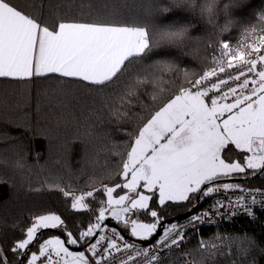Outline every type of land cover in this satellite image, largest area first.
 <instances>
[{
	"label": "trees",
	"instance_id": "1",
	"mask_svg": "<svg viewBox=\"0 0 264 264\" xmlns=\"http://www.w3.org/2000/svg\"><path fill=\"white\" fill-rule=\"evenodd\" d=\"M11 2L50 28L60 20L91 21L98 14L110 22L142 26L149 32L169 23L195 25L175 48L158 46L145 56L130 58L106 87H87V82L56 74L24 80L0 78V248L6 264H27L28 257L14 254L11 248L26 238L34 217L55 213L73 234L85 230L99 213L101 200L106 206L104 188L125 183L127 152L155 111L190 80L216 65L220 40L240 48L249 34L258 37L264 33V22L259 21L264 0H247L234 9L231 15L238 20L224 33L218 30L219 24L214 27L175 8V0ZM165 8L171 10L165 14ZM217 16L219 22L224 20V13ZM222 157L242 160L243 154L229 146ZM251 174L253 170H248L247 175ZM233 184L264 189V175ZM64 191L69 193L67 198ZM123 191L116 189L113 194ZM88 192L94 196L87 197ZM81 195L90 209L75 212L72 198ZM195 200L160 206L153 197L150 207L158 211L161 221L169 222L187 213ZM140 220L154 221L143 212ZM53 236L67 239L63 229L41 230L39 240L29 246V256L38 254L39 243ZM201 243L207 247L201 248ZM181 255L188 257V263ZM161 264H264V223L238 218L203 227Z\"/></svg>",
	"mask_w": 264,
	"mask_h": 264
},
{
	"label": "snow or ice",
	"instance_id": "2",
	"mask_svg": "<svg viewBox=\"0 0 264 264\" xmlns=\"http://www.w3.org/2000/svg\"><path fill=\"white\" fill-rule=\"evenodd\" d=\"M259 21L264 22V12ZM157 36L158 30L149 32L142 26L110 22L99 14L91 21L60 20L50 28L19 10L11 0H0V77L24 80L59 74L87 82V87H106L118 77L126 61L145 56L158 47L163 36L160 39ZM257 40L259 46L248 43L240 48L220 40L218 66L205 71L194 82L189 81L190 87L181 88L139 129L123 162L126 182L104 188L107 203L105 206L104 200L100 201L95 223L90 222L77 237L67 230L60 215H39L27 227L26 238L16 241L11 251L28 257L27 264H37L41 258H44L42 264H101L102 261L111 264L109 258L115 259L113 254L122 251L117 240L123 242L124 251L135 249L136 245L129 243L115 228L111 229L115 239L100 234L109 221L107 214L110 213V219L123 223L125 229L130 226V236L148 241L158 234L162 219L158 211L150 207L157 191L160 206L167 201H190L193 194H198L200 199L208 198L223 189L225 192L240 190L252 196L247 202L245 195L232 202L236 209L232 215L242 208L245 214L252 216L254 209L249 204L264 208V200H258L253 194L260 189L216 183L223 177L247 175L248 170H253L254 175H264V54H261L264 53V34ZM230 69H234L235 74L227 71ZM219 74H225V78H219ZM213 77L217 82L209 86L206 82ZM229 146L240 150L243 159L223 158L222 152ZM129 175L131 179H127ZM141 186L152 195L138 191ZM120 188L126 189L128 194L114 198L113 193ZM63 194L66 198L69 196L67 191ZM86 195L93 197L94 193ZM216 205L224 207L219 200ZM71 209L87 211L90 205L84 195L76 196L72 198ZM142 212L154 222H142ZM207 216L208 212L192 215L190 223H203ZM178 227L182 226L163 225V235L155 240L153 247L179 246L184 239L182 233L170 239ZM48 229H63L67 239L58 236L45 239L39 243L38 254L32 252L29 256V246L39 240L41 230ZM68 245H81L85 250L73 252ZM200 247L207 245L201 243ZM149 254L148 247L136 251V256ZM0 258H5L0 259V264H6L2 248ZM128 259L133 257L129 254ZM151 260H157L155 253L151 254ZM120 264L127 261L121 260Z\"/></svg>",
	"mask_w": 264,
	"mask_h": 264
},
{
	"label": "built area",
	"instance_id": "3",
	"mask_svg": "<svg viewBox=\"0 0 264 264\" xmlns=\"http://www.w3.org/2000/svg\"><path fill=\"white\" fill-rule=\"evenodd\" d=\"M256 41H257V39H256ZM256 44H257V46H259L258 43H256ZM261 54H264V53H261ZM220 55H221V53H220ZM219 58H220V56H219ZM217 66L218 65L216 63V65L213 68H215ZM227 71L235 74L234 69H230ZM203 73L200 75H203ZM199 76L196 77L195 79L199 78ZM219 78H225V74H219ZM195 79H192L190 81L194 82ZM214 82H217L216 77L211 78L210 81L206 82V83H208L210 86V83H214ZM188 87H190L189 82L187 83L185 88H188ZM228 102H231V101H228ZM242 187L246 188V189H256V188H250V187H246V186H242ZM260 192H264V189H260ZM260 192H255L253 194L256 195V198L258 200H264V195H261ZM241 195L246 196V202L250 201L252 198L251 195H248L247 193L241 192L240 190L225 192L223 189H221L220 192L213 193L211 197L200 199V206L193 213H191L190 215H187V216H185V217H183L177 221L172 222V223L177 224L178 226H182V227H178L176 232H174L172 234V236L170 237V239L175 238L177 235L182 233L184 235V239L180 242L179 246H171L168 248H161V249H157V248L153 247V245L155 244V240L159 239L160 235H163L164 229L161 230L159 236L151 243L132 242V241H129L126 239L129 243L136 245L135 249H129L127 251L123 250V242L120 240H117V243L121 245L122 251L120 253H114L113 254L115 259H113L111 257L109 258L111 264H120L121 260L127 261V264H161L168 256H170L171 254H173L176 251L181 250L187 244V242L190 240V238L203 227H214V226L220 225L222 223H232L238 218H244V219H247L253 223H259V222L264 223V208L260 207V205H250V204L248 205L249 207H252L254 209V214L252 216H248L247 214H245L242 208L236 212V215H232V212L236 211L232 202H234ZM218 200L224 205V207L221 208V207H219V205H216V202ZM213 205H216V208H214ZM217 209H219V215L217 214ZM204 212H208L209 216L204 218L203 223H200V222L190 223V217L192 215H199V214H202ZM98 214L96 215V217L98 216ZM96 217L93 219L92 223L96 222ZM172 223H170V224H172ZM170 224H168V225H170ZM117 232H119V231H117ZM100 234L104 235L106 237H112V232H111L110 228L104 229L103 231L100 232ZM75 236L78 237L79 234L75 235ZM112 238L115 239V237H112ZM170 239H169V243H170ZM82 243L83 242H81V244ZM105 246H106V244H105ZM72 247H74L80 251L85 250L83 247H81V245H73ZM145 247L149 248L150 254L148 256H144V255L136 256V251L142 250ZM152 253L156 254V256H157L156 261L151 260V254ZM129 254L133 257V259H131V260L128 259ZM89 255H91V254L89 253ZM181 260L185 263H188V261H189L188 257L186 255H181ZM101 264H105V262L102 261Z\"/></svg>",
	"mask_w": 264,
	"mask_h": 264
},
{
	"label": "clouds",
	"instance_id": "4",
	"mask_svg": "<svg viewBox=\"0 0 264 264\" xmlns=\"http://www.w3.org/2000/svg\"><path fill=\"white\" fill-rule=\"evenodd\" d=\"M246 2L247 0H241V2H237V0H175V8L182 9L192 15L195 14L198 19H202L204 23L214 27L219 24L218 30L224 33L226 32L225 28L229 30V21L238 20L231 15V12ZM170 10L165 11V14ZM217 13H224V20L222 22L218 21ZM193 27L195 25L190 23L157 25V38L160 39L163 36L159 46L175 48L177 44L182 43L188 38L189 32ZM255 43L259 44V41L257 40Z\"/></svg>",
	"mask_w": 264,
	"mask_h": 264
},
{
	"label": "water",
	"instance_id": "5",
	"mask_svg": "<svg viewBox=\"0 0 264 264\" xmlns=\"http://www.w3.org/2000/svg\"><path fill=\"white\" fill-rule=\"evenodd\" d=\"M259 174H251V175H247V176H239V177H223L221 178V180L217 181L216 183H243V182H249L253 179H256L258 178ZM200 206V198H198V194H196V200H195V203L193 205V207L185 214L183 215H180L174 219H172L171 221L169 222H163L161 221V224L159 225L158 229H157V233L158 234H154V236L152 238H149L148 241H141V240H136V242H140V243H151L153 242L160 234L161 232V227L163 225H168L174 221H177L187 215H190L191 213H193L195 210H197ZM109 216V221L107 223V226L104 228V229H107V228H115L117 231H119L120 233L123 234V236L125 237V239L129 240V238L124 234V232L121 230V227H120V222H117L115 220H112L110 219V213L107 214ZM104 229H102L101 231H103Z\"/></svg>",
	"mask_w": 264,
	"mask_h": 264
},
{
	"label": "rangeland",
	"instance_id": "6",
	"mask_svg": "<svg viewBox=\"0 0 264 264\" xmlns=\"http://www.w3.org/2000/svg\"><path fill=\"white\" fill-rule=\"evenodd\" d=\"M255 39H257V37H256V35H254V34H249L247 37H246V39L242 42V45H246V44H248V43H255ZM210 103V102H209ZM250 155V154H249ZM238 176H240V174H235V175H233V176H231V177H238ZM127 179H131V176L129 175L128 177H127ZM126 182V181H125ZM142 183L143 182H141V185H142ZM138 191H140V192H142V193H144V194H146V195H152V193H150V192H147L145 189H143V187L141 186V187H139L138 188ZM125 194H128L127 193V190L125 189V191H123V192H121V193H119V194H116V195H114V198H118L119 197V195H125ZM134 195V194H133ZM196 194H193L192 195V198H191V200L190 201H193L194 199H195V196ZM155 197V200L158 202V191L156 192V195L154 196ZM106 202H107V196H106ZM174 203V202H171V201H167L166 203ZM185 202H187V201H185ZM175 203H178V202H175ZM182 203H184V202H182ZM159 204V203H158ZM154 222V221H153ZM120 227H121V230L127 235V236H129V237H131V238H134V239H136V240H139L138 238H136V237H132V236H130V226H129V228L128 229H125V227H124V224L123 223H120ZM51 238V237H50ZM49 239V238H48ZM73 246V245H72ZM71 245H68V248H69V250L70 251H73V252H77V251H80V250H78V249H76V248H74V247H72ZM44 259V258H43ZM37 264H42V262L41 263H38V261H37Z\"/></svg>",
	"mask_w": 264,
	"mask_h": 264
},
{
	"label": "crops",
	"instance_id": "7",
	"mask_svg": "<svg viewBox=\"0 0 264 264\" xmlns=\"http://www.w3.org/2000/svg\"><path fill=\"white\" fill-rule=\"evenodd\" d=\"M245 39H246V38H245ZM245 39H244V40H245ZM46 75H48V74H46ZM56 75H59V74H56ZM33 77H36V76H33ZM33 77H32V78H33ZM0 78H8V77H0ZM8 79H13V78H8ZM28 79H31V78H28ZM74 79H76V78H74Z\"/></svg>",
	"mask_w": 264,
	"mask_h": 264
}]
</instances>
